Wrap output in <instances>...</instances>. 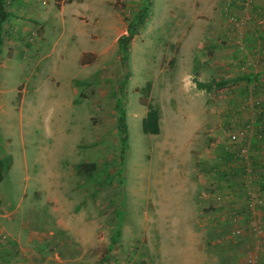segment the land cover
Returning <instances> with one entry per match:
<instances>
[{"label":"rangeland","instance_id":"obj_1","mask_svg":"<svg viewBox=\"0 0 264 264\" xmlns=\"http://www.w3.org/2000/svg\"><path fill=\"white\" fill-rule=\"evenodd\" d=\"M242 2L151 0L123 63L117 39L145 0H7L0 201L19 225L35 223L19 215L40 203L34 192L53 221L74 218L76 233L54 231L49 264H59L53 252L62 264H264V0ZM219 79L230 80L196 85ZM147 103L160 109L157 135L142 132ZM248 124L262 138L228 146ZM242 145L251 172L236 156Z\"/></svg>","mask_w":264,"mask_h":264},{"label":"crops","instance_id":"obj_2","mask_svg":"<svg viewBox=\"0 0 264 264\" xmlns=\"http://www.w3.org/2000/svg\"><path fill=\"white\" fill-rule=\"evenodd\" d=\"M229 80H227L228 83ZM198 81H201L200 76ZM203 91L206 92L208 90ZM1 158L3 157L0 156V159ZM33 197L37 200L39 199L40 203L31 205L27 209L19 212L21 218L25 213H29L31 218L35 219V223L33 224H29L25 221L20 225L17 224L15 221L16 210H10L8 197L5 196V198L0 201V264H49V253L52 252L51 249L54 247H52L51 243V241L54 240V231L58 230L59 232H64V236L67 235L66 237L69 236V232L76 233L74 227L71 225L74 218H70V220H68V218L67 221L65 219H56V221H53V217L55 216L53 207L50 208L51 211H49V213L47 211L42 212L41 208L37 209L39 204L42 203L41 206L43 205L41 193L34 192ZM46 199L49 201L48 203L53 206L54 200L49 199V197ZM5 208H8V211H6ZM87 230L88 229H84L82 232L87 233ZM67 244L66 241H64L60 243V246L64 254H66L67 257H71L73 255H68V253L74 246L72 242L68 240ZM72 251L71 249L70 252L72 253ZM186 258L187 257H185V259ZM53 260L62 264V259L55 252H53ZM184 263L189 264L190 261L186 259Z\"/></svg>","mask_w":264,"mask_h":264},{"label":"trees","instance_id":"obj_3","mask_svg":"<svg viewBox=\"0 0 264 264\" xmlns=\"http://www.w3.org/2000/svg\"><path fill=\"white\" fill-rule=\"evenodd\" d=\"M150 1L151 0H145V2L147 3L146 6L147 8H142L141 10H139L135 16L133 17V19L131 21H129V23L127 24V28H126V34L125 35H121L118 39V46H119V51H120V60L123 63H126L128 60V54H129V43L131 41V39L133 38V36L135 35L136 32V28L137 26H141L144 23V20L146 18L145 14L148 10V7L150 6ZM7 0H0V21H6L7 18L9 17V12L6 11L5 9V5H6ZM244 2V0H243ZM242 2V3H243ZM242 6V4H241ZM1 27V26H0ZM226 83H228L227 80L225 79H219L218 81H209L206 83H201V82H197L196 85L197 87L203 89V90H210L213 87H222L224 86ZM150 88H151V84L150 82L146 83L144 88L140 89L141 94L143 95V97L148 98L149 97V93H150ZM147 107V112L145 117L142 119V132L145 135H157L159 134V119H160V109L155 106L152 105L151 103H147L146 104ZM115 108L118 112V116H117V130L119 132V143L121 145V153L122 155L124 154V150L126 148L127 145V125H126V114L123 108H121V104L119 103V101H116L115 103ZM94 164L93 163H82L81 165H79V169L81 171H89L93 168ZM10 168V162L8 160H5L4 158L0 159V182L3 179L4 173L5 171H7ZM228 170H224V172H222L220 175L229 180V173H226ZM111 243L115 242V239H111ZM110 248V247H109Z\"/></svg>","mask_w":264,"mask_h":264},{"label":"built area","instance_id":"obj_4","mask_svg":"<svg viewBox=\"0 0 264 264\" xmlns=\"http://www.w3.org/2000/svg\"><path fill=\"white\" fill-rule=\"evenodd\" d=\"M251 2V0H244V5L245 4H249ZM228 23L231 27H234L237 29V27H240V25L242 24V20L237 18L234 15H228ZM233 25V26H232ZM239 132H241L240 130H231L228 133V146L230 147H234L236 143L242 141H247V133L250 135L251 132V136L254 137L255 141H259L262 138V133L261 130H256L255 127H253V125H245L244 126V134H239ZM247 148L244 147V145L240 146L238 151H236V156L238 157V159L240 160V162L242 163L244 169L246 172H251V156H249L248 152L246 153ZM234 150V149H233ZM227 169H230V167L228 165H226V167L224 168V170L226 171ZM238 232V231H237ZM5 238V237H3ZM255 259L253 256H249L247 259V263L248 264H254Z\"/></svg>","mask_w":264,"mask_h":264}]
</instances>
